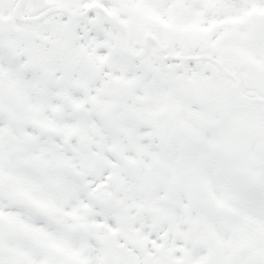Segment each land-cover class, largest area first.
Instances as JSON below:
<instances>
[{
	"label": "snow or ice",
	"instance_id": "6c2138e0",
	"mask_svg": "<svg viewBox=\"0 0 264 264\" xmlns=\"http://www.w3.org/2000/svg\"><path fill=\"white\" fill-rule=\"evenodd\" d=\"M0 264H264V0H0Z\"/></svg>",
	"mask_w": 264,
	"mask_h": 264
}]
</instances>
